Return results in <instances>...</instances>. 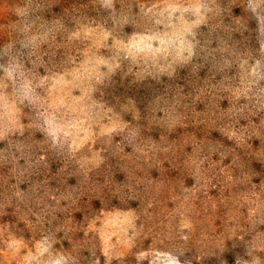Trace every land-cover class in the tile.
<instances>
[{"label": "rangeland", "instance_id": "1", "mask_svg": "<svg viewBox=\"0 0 264 264\" xmlns=\"http://www.w3.org/2000/svg\"><path fill=\"white\" fill-rule=\"evenodd\" d=\"M0 264H264V0H0Z\"/></svg>", "mask_w": 264, "mask_h": 264}]
</instances>
